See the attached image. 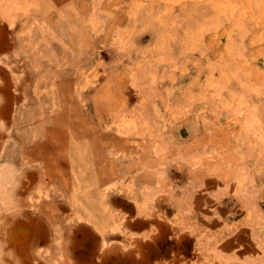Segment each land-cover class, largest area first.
<instances>
[{"label": "rangeland", "instance_id": "374dc122", "mask_svg": "<svg viewBox=\"0 0 264 264\" xmlns=\"http://www.w3.org/2000/svg\"><path fill=\"white\" fill-rule=\"evenodd\" d=\"M4 2L0 224L49 264H264V0Z\"/></svg>", "mask_w": 264, "mask_h": 264}, {"label": "bare ground", "instance_id": "6f19581e", "mask_svg": "<svg viewBox=\"0 0 264 264\" xmlns=\"http://www.w3.org/2000/svg\"><path fill=\"white\" fill-rule=\"evenodd\" d=\"M4 1H7V3H4L6 4L8 13L15 11V9H22L30 2V0ZM1 167L0 203L2 206L0 205V211L2 212V210H4L6 212H11L16 209V207L12 202V190H9V186H12L15 175L11 168L9 169L8 167ZM37 224L38 222L30 220L29 215H24L23 213H15L7 218L3 225L0 224V264L50 263L43 259L44 251L40 246L43 235H40L37 233V231H35L36 229L34 228L37 226Z\"/></svg>", "mask_w": 264, "mask_h": 264}, {"label": "water", "instance_id": "95a60500", "mask_svg": "<svg viewBox=\"0 0 264 264\" xmlns=\"http://www.w3.org/2000/svg\"><path fill=\"white\" fill-rule=\"evenodd\" d=\"M29 218H30V220H33V221H36V222H42V220L39 218V217H37V216H32V215H30L29 214Z\"/></svg>", "mask_w": 264, "mask_h": 264}]
</instances>
